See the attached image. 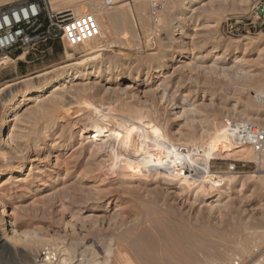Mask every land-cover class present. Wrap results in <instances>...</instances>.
Wrapping results in <instances>:
<instances>
[{
	"label": "rangeland",
	"instance_id": "obj_1",
	"mask_svg": "<svg viewBox=\"0 0 264 264\" xmlns=\"http://www.w3.org/2000/svg\"><path fill=\"white\" fill-rule=\"evenodd\" d=\"M151 1L160 5L155 15L150 14ZM255 1L201 0L192 4L182 18L179 13L186 0L134 3L115 0L116 4L110 8L103 6V0H84L80 3L81 13L73 8H57L75 15L90 13L94 20H100L103 38L100 41L91 38L78 47L88 49L94 45L93 41L106 45L105 56L98 60L103 73L98 79L84 72L74 82L64 84L65 102L53 113L52 120L46 116L34 120L30 115L31 111L42 110L47 100L39 105L28 100L18 104L16 111L19 118H24L15 121V129L28 127L29 131L34 127V132L22 130L27 132L20 139L23 142L15 140L12 150L1 146H5L6 153L10 152L11 165L27 167L28 161L36 158L33 164L43 169L45 176L40 184L34 173L26 176V171L5 185L7 198L3 204L8 212L14 210L19 232L14 244L0 250V264H58L64 257L69 264H264V153L255 156L250 149L255 157L252 160L236 161L237 157H230L210 161V172L219 180L234 178L237 182L226 191L228 201L217 212L204 207L208 197L214 195L210 193L211 186L205 185L209 194L202 198L190 188L179 191L161 184L159 177L140 180L121 173L125 159L133 160L137 154L141 155V161L143 152L159 145L175 151L191 142L197 144L193 147L203 146L207 133L212 135L220 129L228 132L229 123L247 122L264 128V106L255 100L256 94L264 90V50L251 44L264 38V32L254 34L250 30L245 34L241 29L231 36L223 26L226 17L244 14ZM154 18H161L160 27L155 24L158 29L155 34L149 28ZM176 22L182 27L180 30L174 29L176 25L172 24ZM244 29L247 31L248 27ZM185 32L190 38L185 40L186 56L181 59V53L174 51L179 45V34ZM239 40L241 43H237ZM222 45H228L227 52ZM64 48L69 49L61 43H45L14 54L11 58L14 62L8 60L10 63L7 61V67L0 73V86H14L0 93V97L23 85L26 79L79 61L78 58L68 61ZM22 54L25 58L19 60ZM156 66L162 69L153 74ZM105 67L111 69L108 74ZM129 74L136 81L128 84ZM126 86L129 88L125 89ZM68 93L78 99L68 97ZM181 106L186 113L173 120V113ZM89 114L91 118L107 116L112 126L125 121L133 124L135 130L122 132L110 155L96 151L87 125ZM47 124L51 126L39 138L38 147L48 146L44 152L38 151L40 148L34 149L31 143ZM151 124L164 131L168 144L153 136ZM232 162L236 171L228 173L227 167ZM140 163L141 168L146 166ZM59 176L58 185L40 186ZM21 178L30 182L15 183ZM190 181L204 184L201 177ZM1 228L2 224L0 237ZM9 228L10 224L4 227ZM28 240L36 245H29Z\"/></svg>",
	"mask_w": 264,
	"mask_h": 264
},
{
	"label": "bare ground",
	"instance_id": "obj_2",
	"mask_svg": "<svg viewBox=\"0 0 264 264\" xmlns=\"http://www.w3.org/2000/svg\"><path fill=\"white\" fill-rule=\"evenodd\" d=\"M13 1H15V0H0V4L13 2ZM49 1H50L51 9L53 11L57 12V8L61 7V8H64V9L73 8L76 11H78L79 13L82 12V8L80 7V3L84 2V0H81V1H76V0H49ZM181 1H183V0H181ZM200 1L201 0H186V2L183 3L182 8L180 7L181 10H180L179 15L181 16V18H182V16H185V13L187 11H189V9L192 7V4H198V3H200ZM217 1H219V2H228V0H217ZM57 2H61L62 4L55 5ZM181 4H182V2H181ZM139 10L142 11V9H139ZM143 11H144V9H143ZM166 12H167V10H166ZM166 14L168 15V13H166ZM154 19H156V18H154ZM175 19H177V18L175 17ZM160 20H161V18H160ZM160 20L156 19L151 24V27H149L151 29V31L154 32V34H155V32L158 31L157 26L159 25V23H161ZM95 22H96V27H97V32H96V35H95L96 36L95 41H96V39L98 41H100L103 38V35L105 33L103 31L102 24H101L100 20L96 18ZM156 23H158L157 26L155 25ZM177 24H178L177 22L173 23L172 25H176L175 26L176 28H174V27L173 28L180 30V28H182V27H179V25L177 26ZM158 27H160V25ZM177 27H179V28H177ZM179 30H177V31H179ZM188 38H190L188 32H185L183 34H179V38H177V43L179 45H178L177 49L174 48L175 49L174 53H181V55H182L181 59L185 58V56H186L185 40L188 39ZM147 39H148V37H147ZM172 39H174V38H172ZM243 40H246V39H243ZM95 41H93L94 45L92 47H90L88 49H85V50H80L79 47H73V48H69L68 47L69 49H67V48L65 49L64 48L65 49L64 55L67 57L68 61L69 60H73V58H78L79 61H77V62H75L73 64H70V65L63 66V67H58L57 66L56 68H54L52 70H49V71H47L45 73L39 74V75L31 77L29 79H26V80L22 81V82H24L23 85H21L20 87L14 88V89H10L8 93H6L5 95H2L0 97V214H1V218H3L0 221V224H2V228H1V233L2 234H1V237H0V250L8 249V247L10 246V244H12V242L14 244L16 238L18 237L17 235H18V232H19L18 231V223L16 222V220L14 218V216H15L14 210H11L10 212H8V210H6V208H5L4 204H3V200L7 196L6 189H4L6 187L5 185L6 184H10L12 181L16 180L20 175L24 174L26 171H27V175L26 176H30V174L34 173L35 181L36 180L39 181L40 184L43 181V177L45 176V171H43V169H37L36 165L33 164L34 162L36 163V161H37L36 158L35 159L29 158L31 160L28 161L29 165L27 167H25L24 165L14 166V165L10 164L11 162H9V161H11V160L8 161V155L10 154V152L6 153L5 151H3L4 150L3 148L5 146H9L11 148L10 150L14 149L15 146H16V145H14V141L15 140H20V139H22L24 137V133H27V132H23L24 130L28 131L27 130L28 127L26 126L28 124H26V123H25V126L27 128L22 129L23 131L21 129H19L18 127H17L18 129L17 128L15 129V126H14L15 125V121H17L18 119L19 120L20 119L23 120V118H24V117L22 118L21 116H20L21 118H19V114H18L19 111L18 112L16 111V109L18 108V104L23 102L24 100H28L30 103H36V104L41 102V104H42V101L47 100V102L45 101L47 104L42 108V110H38V111H34V112L31 111L30 115L33 116L32 118H35L34 120H36V119L38 120V118H40L41 116H46L47 118H49V120H52L53 115H54L53 113L55 111H57L61 107L60 105L63 103L62 101H64V95H63V92L65 90L64 89V84L65 85H66V83L70 84L71 81L77 80L79 76L84 75V72L89 74V76L90 75H94L95 78H98L99 75L101 77V74L103 73V70H102L101 66H99L100 62H98V60L101 59L103 56H105L104 53L108 49H107L106 45H97V43ZM233 43H235V42H233ZM237 43H241V40L237 41ZM251 44L254 47H263V50H264V38H262V39H260L258 41L255 40V41L251 42ZM176 46H177V44H176ZM220 47L224 48L225 52H227L228 45H222ZM154 54H156V53H154ZM184 54H185V56H184ZM132 56H134V55H132ZM163 57H166V56H163ZM24 58H25V54H22V55L19 56V60H23ZM9 60L11 62H14L12 59H9ZM181 62H182V60H179V63H181ZM105 68H106L105 72L108 74L111 69H109L108 67H105ZM161 69H162V66H156L153 74L160 73ZM89 70H91V71L88 72ZM151 76H153V75H150L149 78L152 80ZM127 80H128L127 83L129 84L131 82L136 81V78L132 74H129L127 76ZM12 86H14V84L1 85L0 86V93L4 92L5 90H8ZM126 88H129V86H126L125 89ZM66 90H65V92H67ZM72 93H74V92H72ZM259 93L260 92H258V94ZM77 94H79V93H77ZM208 94H209V92H208ZM68 95H69V93H68ZM205 95H206V93H205ZM73 96L71 95V97H73ZM80 96L82 98V95H80ZM256 96H257V94H256ZM256 96H255V100H256ZM68 97H70V95ZM74 97L76 98V100L78 99V97H76V96H74ZM67 100H68V98H67ZM70 100H72V99H70ZM72 101H74V100H72ZM43 104H44V102H43ZM65 105H66V103H65ZM40 107H42V105H40ZM63 107L64 106H62V108ZM11 110H12V113H9ZM29 111H27V113ZM186 111L187 110H185L184 106H181V107L177 108L176 112L173 113L174 116H175L173 118V120H177L179 117L183 116L186 113ZM63 113H64V111H63ZM108 113H110V112H108ZM91 114H89V115H91ZM30 115H27V116H30ZM27 116L25 118H27ZM58 116H59V113H58ZM86 116H87V114H86ZM89 117L91 118L92 115L89 116ZM99 117L98 118H91L88 121L87 125L89 126L88 129H89V131H90V133L92 135L91 138L95 140V141H93V144L91 142L90 143L92 145H94L92 147H94L96 151L97 150L98 151L102 150V151L106 152L107 154L109 152V155H110L112 150L115 148L114 147L115 146V141L118 138H120L121 133L124 132L125 134H127L125 132L126 130H129L131 132V131L135 130V128H134L133 124H127L125 121H121L120 123L117 122V124L112 126L111 125L112 122L110 123L109 120L108 121L106 120L107 116L104 119H101ZM44 119H45V117H44ZM263 119H264V117H263ZM25 120L26 119H24V122H26ZM28 120L30 121V118L27 119V122L29 123ZM260 120H261V118H260ZM39 121H41V120L39 119ZM75 121H77V120L75 119ZM35 122L36 121H34V124H35ZM82 122H84V121H82ZM12 123H14V124H12ZM84 123H86V122H84ZM21 124H23V123H21ZM36 124H39V123H36ZM16 125H17V122H16ZM53 125H55V124L53 123ZM23 126H24V124H23ZM33 126H35V125H33ZM50 126H51V124L50 125L47 124V126L45 128H43V130L37 132V134L39 135L38 137L37 136L34 137V135H33V137H34L33 140L34 141L31 140V141H33V143H31L33 146H31V147H34V149L38 147V140H40L39 138H41L42 136L44 137L46 135L47 130L49 129ZM150 127L153 130V136L155 135L158 138L162 139V141H164L163 143H165V144L169 143L167 141L168 138H167V140L165 139V134H163L164 131L162 132L160 128H158V127H156V126H154L152 124L150 125ZM32 128H34V127H32ZM32 128L29 131H32L33 130ZM37 129H40V128H37ZM33 132H34V130H33ZM35 132H36V129H35ZM81 133H82V130H81ZM207 134H209V133H207ZM207 134H206V137H207L206 140H205V138H203L205 140L204 143L202 142L203 146L199 145L200 147L199 146L198 147H193V146H197V144H195L194 142H191L192 143L191 145L185 146V148H187V149L185 151L186 154L184 156H182L180 153H178V151L171 150V148L167 149L163 145H159V144H158L159 146L156 149H153V150H150V151L143 150L145 152H143V157H142L141 161L146 166L144 168L143 167L141 168V166H140V164H141L140 162L141 161L139 159V157L141 155H137L136 154L137 156L135 155V159H133V160L125 159V164L122 166L123 168L121 169V173L123 174V176L131 174V176H133V177H135L137 179H140V180H147V179H149L151 177L155 178V180H156L159 177L160 179H158V181L160 180L161 184L170 186L171 188H173L175 190H179V191H183V190H185V188H190L192 190V192L195 193V196L198 195V196H200L202 198L203 197L205 198L209 194V192H207V190L205 191V189H204L205 188V184H203V183H202L203 185L195 184L194 182H192L193 180L190 181L191 179L188 178L187 176H184V177L174 176L173 174H170L168 172V170H167L169 168L168 165H169V163H170V161H171V159L173 157L177 156V157H182V158L186 159L187 157H190V156H199V157H201L200 159L205 162L204 165L209 167L210 161H212V160H228L230 157H237L236 161H242V160L245 161V160H250V159L252 160V159L255 158L254 155L256 156L255 153H253L254 155L251 154V151H250L249 147H234L233 144H232L231 136H230V134L227 131H225V129L224 130H221V129L220 130H216L212 135H208L207 136ZM126 137H124V138H126ZM25 139H27V138H25ZM25 139H23V140L25 141ZM201 139H200V141H201ZM20 141L23 142L22 140H20ZM20 141H19V143H21ZM119 141H120V139H119ZM189 141H191V140L189 139ZM96 142H100V143H96ZM26 143H28V142H26ZM126 144H128V143H126ZM1 145L2 146L5 145V146L2 148ZM18 146H20V145H18ZM42 146L38 147V148H40L38 151H41V150L45 151V147H47L48 145L47 146L44 145V148ZM20 147H22V146H20ZM61 147L62 148L66 147V144L63 143V145ZM121 147H119V148L121 149ZM192 147H193L192 150L196 151L193 154L190 151V149ZM117 148H118V146H117ZM174 149H176V148H174ZM17 150H18L17 152H19V149H17ZM23 150H25V149H22V151ZM27 150L30 151V149H27ZM31 150H32V148H31ZM160 150H163L162 154L160 153ZM22 151H20V153H22ZM117 151H118V149H117ZM126 152H128V151H126ZM198 152H201V154H198ZM14 153H15V151H14ZM127 154H129V153H127ZM21 155H23V153ZM94 155H95V153H94ZM112 155H115V154L113 153ZM217 157H219V158H217ZM38 161H39V159H38ZM35 169H37V170H35ZM45 170H48V168H46ZM60 176L57 179H53V180L49 179L47 183H45L44 185H40V186H45L44 188H49V187H52V186H56V185H58L61 182L60 181L61 180ZM149 180H151V179H149ZM16 182H20L21 185H24V184H28V182H30V181H28L27 178H25V179L21 178V181L17 180V181H15V183ZM236 184H237V182H236V180L234 178H227V179H223V180L217 179L215 181H212V185L210 187L212 190L210 191V193H214V195H212L211 197H208V199L205 202L204 207L209 209L212 212L214 210L217 212L228 201V194H227L226 191L229 190L230 188H232L233 186H235ZM19 187L21 188L22 186H19ZM8 224H10L12 226V228H9V229L5 230L4 227H6ZM29 241L30 240H28V244H29ZM30 243L33 245L34 242L32 241ZM31 244H29V245H31ZM34 244L36 245V243H34ZM34 247H36V246H34ZM64 258L65 259H61V260L59 259L60 261L58 262V264H69V263H67V260H66L67 258L66 257H64ZM52 259H54V258H52ZM47 260H48V258H47ZM168 260H170V259H168ZM56 262H57V260H56ZM68 262H69V260H68ZM123 263H125V262H123ZM43 264H48V263L45 262ZM54 264H56V263L54 262Z\"/></svg>",
	"mask_w": 264,
	"mask_h": 264
},
{
	"label": "built area",
	"instance_id": "obj_3",
	"mask_svg": "<svg viewBox=\"0 0 264 264\" xmlns=\"http://www.w3.org/2000/svg\"><path fill=\"white\" fill-rule=\"evenodd\" d=\"M134 3L137 0H127ZM115 0H103V6L110 8ZM160 9L156 2H150V14L155 15ZM229 35L243 29L245 34L250 30L254 34L264 32V0H256L244 14L228 16L223 22ZM248 27L245 31L244 28ZM226 31V32H227ZM97 27L90 13L74 15L70 10L53 11L49 0H15L0 4V73L7 67V61L18 51L33 49L45 43H61L69 48L78 47L96 37ZM256 101L264 106V90L257 94ZM227 130L234 147H249L256 155L264 153V128L253 123H229ZM187 148L179 146L176 151L184 156ZM195 153L196 151L190 149ZM201 154V152H198ZM199 156L186 159L173 157L168 165V172L174 176L190 179L201 177V183L211 186L212 181L219 179L210 172ZM203 161V160H202ZM236 171L232 162L227 167L228 173Z\"/></svg>",
	"mask_w": 264,
	"mask_h": 264
},
{
	"label": "crops",
	"instance_id": "obj_4",
	"mask_svg": "<svg viewBox=\"0 0 264 264\" xmlns=\"http://www.w3.org/2000/svg\"><path fill=\"white\" fill-rule=\"evenodd\" d=\"M18 59H19V57H18ZM23 75H20V77H22ZM19 76H17L16 78H18Z\"/></svg>",
	"mask_w": 264,
	"mask_h": 264
}]
</instances>
